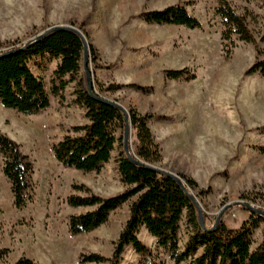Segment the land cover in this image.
Wrapping results in <instances>:
<instances>
[{
    "label": "rangeland",
    "instance_id": "rangeland-1",
    "mask_svg": "<svg viewBox=\"0 0 264 264\" xmlns=\"http://www.w3.org/2000/svg\"><path fill=\"white\" fill-rule=\"evenodd\" d=\"M228 1L247 17L264 60V0ZM177 4L185 5L202 28L148 23L140 17ZM218 4L219 0H0V45L26 43L52 27L79 29L96 58L88 56L87 66L82 58L79 76L89 72L94 90L128 115L134 111L153 116L149 127L162 151V161L154 166L198 184L193 193L201 201L207 228L226 209L223 221L229 229H238L251 215L242 203L264 212V78L246 75L256 61L254 45L234 37L226 57L231 45L224 47V27L215 15ZM56 67L57 61L48 56L31 63L50 93L49 109L24 115L0 103V131L20 144L35 167L33 201L16 210L0 157V249L10 250L0 257V264H14L21 257L51 264L48 253L54 259L62 250L70 252L65 254L71 257L69 264H78L80 254L109 259L135 200L112 213L106 225L71 238L76 251L67 248L69 217L92 210L68 206L71 186L84 185L102 198L123 193L126 187L118 173L119 147L99 174L67 169L55 160L51 146L76 136L73 128L88 123L85 108L75 103L77 82L62 92V101L51 93ZM170 70H187L195 79H170L165 73ZM128 85L144 90L124 88ZM114 87L122 89L108 91ZM130 142L134 153L135 130ZM263 229L261 223L253 232V249L262 243ZM188 234L184 219L181 252ZM139 239L152 256L128 247L121 264H176L146 229L140 230Z\"/></svg>",
    "mask_w": 264,
    "mask_h": 264
},
{
    "label": "trees",
    "instance_id": "trees-1",
    "mask_svg": "<svg viewBox=\"0 0 264 264\" xmlns=\"http://www.w3.org/2000/svg\"><path fill=\"white\" fill-rule=\"evenodd\" d=\"M248 1V0H246ZM215 15L224 27L222 40L226 57L234 47V37L252 44L256 50V61L247 71V76L260 74L264 78L263 51L258 45L247 17L241 15L228 0H219ZM148 23L182 26L191 30L201 29V22L190 14L182 4L170 6L162 11L145 13L140 16ZM264 41V36L262 37ZM4 49V50H2ZM6 52L9 55L3 56ZM84 55V42L70 31H55L39 41L26 43H4L0 45V103L10 110L24 115H36L49 109L50 93L44 80L31 69L36 58L50 57L57 61L51 93L63 100L62 92L70 83L77 82L75 103L85 108L87 124L73 128L76 136H66L51 146L55 160L64 168L83 173H101L112 160L119 147L117 161L121 182L126 187L123 193L102 198L94 195L84 185H72L74 192L67 198L71 208H92L81 215L68 219L72 237L91 233L109 222L110 216L124 204L135 199L129 209V218L114 244L111 258L99 254H80L79 264H121L128 247L141 256H152L151 250L139 239L142 228L156 240L158 248L164 249L176 264H264L263 241L253 249L252 235L264 224V217L248 210L250 218L238 229H229L223 218L209 228L200 221L199 208L193 198L170 175L152 168L162 161V151L149 127L151 115L134 111L129 114L132 129L136 132L135 151L128 158L124 150L126 117L122 110L99 102L89 93L86 77L79 76ZM89 56L95 61L93 47ZM170 79H195L187 70L165 72ZM124 88L141 89L137 85ZM121 87L110 88L117 91ZM0 157L3 160V174L11 187L13 205L24 210L33 201L34 162L24 154L20 144L0 131ZM133 158V159H132ZM188 190L198 191V184L182 176ZM81 193L82 195H76ZM202 192H199L198 195ZM188 228V241L184 252L180 251V231L183 220ZM9 249H0V257L8 255ZM14 264H38L21 257Z\"/></svg>",
    "mask_w": 264,
    "mask_h": 264
},
{
    "label": "water",
    "instance_id": "water-1",
    "mask_svg": "<svg viewBox=\"0 0 264 264\" xmlns=\"http://www.w3.org/2000/svg\"><path fill=\"white\" fill-rule=\"evenodd\" d=\"M70 31L72 33H75L77 34L78 36H80L84 42V62H85V66L88 65V59H89V45H88V42H87V39L86 37L84 36V34L79 30V29H76V28H73V27H70V26H57V27H52L50 29H47L45 30L44 32L40 33L38 36H36L34 39V41H39V40H42L43 38H45L48 34L52 33V32H55V31ZM10 52H6L3 56H7L9 55ZM86 80H87V85H88V90H89V93L91 94L92 97H94L96 100H98L99 102H102V103H106V104H109V105H112L116 108H119L120 110H122L125 114V117H126V128H125V132H124V141H123V145H124V150H125V154L128 158H131V155L133 153V150L131 148V138H132V125H131V122H130V118H129V115L128 113L125 112V110L123 109V107L113 101H110L106 98H103L102 96H100L93 88V85H92V81H91V75L89 72L86 73ZM133 159V158H132ZM152 168L154 169H157L158 171L164 173V174H168L170 176H172L176 181L177 183L193 198V200L195 201V203L197 204L198 208H199V214H200V221H201V224L202 226L205 228V224H204V211H203V207H202V204H201V201L196 197V195H194V193L190 190H188V188L186 187V184L182 181V179L172 173H168L166 171H161L159 170L158 168H156L155 166H153ZM248 210L250 211H253V212H256L258 215L260 216H263L264 217V212L259 210V209H256L254 208L253 206L251 205H246V204H243ZM230 208V207H229ZM226 210V209H225ZM225 210H223L219 217L217 218V221L216 223H218L222 217H223V214L225 212Z\"/></svg>",
    "mask_w": 264,
    "mask_h": 264
},
{
    "label": "crops",
    "instance_id": "crops-1",
    "mask_svg": "<svg viewBox=\"0 0 264 264\" xmlns=\"http://www.w3.org/2000/svg\"><path fill=\"white\" fill-rule=\"evenodd\" d=\"M73 209H77V208H73ZM82 235H80V236H77V237H72L71 235H70V233L68 234V238L67 239H65L64 241H65V244H66V246H67V248L69 249V247H72L71 248V251H76V249H77V247H76V245H72V246H70V239L71 238H73V239H77V238H79V237H81ZM61 253L57 256V257H55L54 259L53 258H51L52 256L48 253V256H49V260H50V262H51V264H66V263H68L69 264V262H68V258L70 257V256H68V258H65V254H68L69 255V251H68V253H66V250L65 251H60ZM71 258V257H70ZM79 264V263H78Z\"/></svg>",
    "mask_w": 264,
    "mask_h": 264
}]
</instances>
